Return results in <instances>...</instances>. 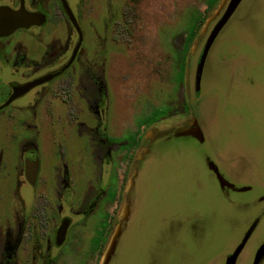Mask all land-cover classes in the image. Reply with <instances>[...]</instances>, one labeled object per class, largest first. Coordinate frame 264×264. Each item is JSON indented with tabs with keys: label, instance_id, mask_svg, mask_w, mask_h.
<instances>
[{
	"label": "rangeland",
	"instance_id": "1",
	"mask_svg": "<svg viewBox=\"0 0 264 264\" xmlns=\"http://www.w3.org/2000/svg\"><path fill=\"white\" fill-rule=\"evenodd\" d=\"M223 1L69 0L83 31L73 64L0 112V171L12 163L22 182L28 146L40 160L36 198L21 191L20 205L33 216L35 201L43 214L35 230L23 226L17 264H101L113 237L107 264H224L255 223L236 261L251 264L264 239V0L239 2L208 49L195 97L196 60ZM41 4L46 24L0 45L10 58L0 60V81L70 55L74 29L55 0ZM17 54L25 65L11 64ZM194 114L202 142L175 136ZM206 158L250 188H220ZM61 217L70 219L67 244L48 260Z\"/></svg>",
	"mask_w": 264,
	"mask_h": 264
},
{
	"label": "flooded vegetation",
	"instance_id": "2",
	"mask_svg": "<svg viewBox=\"0 0 264 264\" xmlns=\"http://www.w3.org/2000/svg\"><path fill=\"white\" fill-rule=\"evenodd\" d=\"M42 0H38V3L34 5L31 8H28L25 0H17V5H11L7 3H0V6L9 7L13 10H17L20 7H23L25 10H27L30 13L39 14L43 16L42 21L39 23H33L30 24L27 27H20L18 29H15L14 31L5 34L0 35V45L4 48V43L7 42L8 39L13 38L14 36H17L20 31H24L26 29H30L32 27H41L46 24L47 22V14L44 6L41 4ZM57 7L60 10V13L66 20L67 24L69 25L72 30L74 29L76 33V39L75 42L71 48L70 55L68 58L61 63L58 66H55L47 68L43 72H40L38 74L29 76L28 78H25L23 80H16V79H10L7 81H0V112L4 111L6 109H9L15 105V102L19 99L25 97L26 95L30 94L32 91L37 89L38 87L51 83L58 77H60L62 74H64L70 66L73 64L74 60L76 59V56L79 52L82 40H83V31L82 28L79 25V22L77 20V17L75 16L69 0H65L67 6L71 10L73 16L76 19V22L79 26L80 33L78 32L77 28L73 24L72 20L70 19L67 10L63 4L62 0H55ZM208 35V34H207ZM207 37V36H206ZM204 44V43H203ZM202 47L200 49L199 55L201 53ZM198 55V56H199ZM45 57V56H44ZM26 56L24 54H17L13 56L12 65H25L26 62H24V59ZM198 58V57H197ZM7 59L9 58V54L6 51H0V60L4 63L8 62ZM197 61V60H196ZM55 65V64H54ZM193 89L195 97H198V92H195L194 87V81H193ZM105 94L100 93L99 101L102 103V101H105ZM197 122V116L194 114ZM21 168L18 171H22V182L18 180V178L13 179L12 178V166L10 164L12 163H2L3 169L5 172L0 171V223L2 225V232H1V238H0V244H1V255H0V263L1 264H17L19 260L18 251H19V245H20V234L23 230V226H25L27 229H30L32 226L35 230L36 228V222L39 223L41 220V208L36 206L35 201L33 205H30L31 202H29V207L34 211V215L29 213V209H26V204H21V191L32 194L31 197L36 198L37 193V184L39 181V166H40V160L38 155L35 153V149L31 147H26L22 154H21ZM210 159L206 158V161L208 163ZM16 166L15 164H13ZM208 165V164H207ZM213 178L215 181H217L215 173L210 170ZM218 183V182H217ZM232 190V189H231ZM65 195L69 196V191H65ZM30 197V199H31ZM264 197V196H262ZM39 198V196H38ZM34 199V198H33ZM264 199V198H263ZM262 199V200H263ZM261 200V197L259 198ZM20 207V212L15 216V214H11L15 212V209ZM13 215V216H12ZM11 218H15L14 225H17L19 229H17L16 233L13 232V230L10 228V222ZM24 221L26 223L24 224ZM70 224V219L68 217H61L59 219V224H53L49 228L48 232V260L51 258H55V256L60 255L62 251L64 250V247L67 244V231ZM1 228V229H2ZM62 230H64L62 232ZM34 242V241H33ZM241 253V252H240ZM228 254V253H227ZM237 261V260H236ZM49 263V262H48ZM261 263V261H260ZM259 263V264H260ZM236 264V263H235Z\"/></svg>",
	"mask_w": 264,
	"mask_h": 264
},
{
	"label": "water",
	"instance_id": "3",
	"mask_svg": "<svg viewBox=\"0 0 264 264\" xmlns=\"http://www.w3.org/2000/svg\"><path fill=\"white\" fill-rule=\"evenodd\" d=\"M62 1L67 10V13L70 19L72 20L73 24L77 28L79 34H81L79 26L71 10L67 6L65 0H62ZM240 1L241 0H224L223 1V4H224L223 9L221 13L219 14V16L217 17V19L215 20V22L213 23L212 27L210 28L208 35L204 40V44L202 45L201 53L198 56L197 61H196L195 71H194L195 92H198L202 67H203L204 60L206 58L208 49L211 46L212 42L214 41L215 37L217 36L218 32L223 27V25L227 22L228 18L233 13V11L235 10V8L237 7ZM42 19H43L42 15L30 13L27 10H25L23 7H20L17 10H13L9 7L0 6V35L8 34L14 31L15 29H18L20 27H27L33 23H39L40 21H42ZM192 122H193L192 126H191V123H188L185 127L178 129L175 132V136H188L189 135V136H193L194 138H196L199 142H202L204 139L203 132L200 129L199 124L195 117L192 120ZM207 164H208V167L215 173L217 182L220 188L227 187L234 191H239V192L246 191L250 188L249 186H241V187L235 186L232 182L228 181L222 176V174L218 170L217 165L213 161L209 160ZM263 198L264 197L261 196V199ZM254 225L255 223H251L249 225V228L242 236L240 242H238V244L234 247V249L231 252L226 254L225 259H224V264H235L236 263V260L240 252L244 248L248 238L250 237L255 227ZM63 231L64 230H62V232ZM114 248H115V239L113 237L109 245L105 249V252L101 260V264H107V262L109 261L111 257V254L114 252ZM263 257H264V239L257 247L251 264H259L260 261L263 259Z\"/></svg>",
	"mask_w": 264,
	"mask_h": 264
},
{
	"label": "bare ground",
	"instance_id": "4",
	"mask_svg": "<svg viewBox=\"0 0 264 264\" xmlns=\"http://www.w3.org/2000/svg\"><path fill=\"white\" fill-rule=\"evenodd\" d=\"M189 123H191V126L193 125V122L192 121H190ZM131 182V181H130ZM128 187V186H127ZM122 211V210H121ZM122 216V215H121Z\"/></svg>",
	"mask_w": 264,
	"mask_h": 264
}]
</instances>
